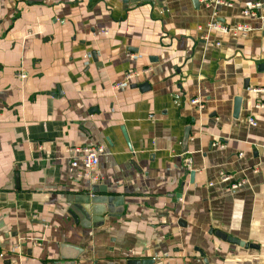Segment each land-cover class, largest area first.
<instances>
[{
  "label": "crops",
  "instance_id": "0c3cea01",
  "mask_svg": "<svg viewBox=\"0 0 264 264\" xmlns=\"http://www.w3.org/2000/svg\"><path fill=\"white\" fill-rule=\"evenodd\" d=\"M227 1L0 0V264H264V0ZM81 145L104 149L86 175ZM91 186L114 216L81 217Z\"/></svg>",
  "mask_w": 264,
  "mask_h": 264
},
{
  "label": "built area",
  "instance_id": "2783aa9c",
  "mask_svg": "<svg viewBox=\"0 0 264 264\" xmlns=\"http://www.w3.org/2000/svg\"><path fill=\"white\" fill-rule=\"evenodd\" d=\"M200 3L205 5L206 7L215 8L217 6H228L231 7V3L227 0H199ZM262 4L259 2H253L250 5H248L247 8L243 9L241 11V15L245 18H255L258 16L259 10L261 9ZM202 30V28H200ZM207 32H219L224 35H230L234 38H246L248 34L251 32L252 27L249 23L243 22V23H237L233 26H226L224 24H221L216 19V12H213V18L207 25ZM208 36H206L207 38ZM216 45H219L217 42ZM138 76V73L131 72L127 74L122 81V83H119L118 86H121L122 84L129 83L131 80ZM19 77L21 79H24L26 77L25 74H20ZM191 104L199 105V100L194 99L191 101ZM257 108H264V104H257ZM249 123L252 126H255L256 123L253 119H249ZM104 149L101 146H89V145H81V146H75L69 150V153L73 155L71 160V166L73 168L78 169L79 173L78 175L82 174H89L91 171H93L99 164V157L103 153ZM190 161H187L188 168L190 167ZM230 177L229 175L220 172L219 173V180L221 183H227L229 181ZM245 184V181H239L237 183H233L230 186L231 190L238 189L242 187ZM211 186L212 184L209 183Z\"/></svg>",
  "mask_w": 264,
  "mask_h": 264
},
{
  "label": "water",
  "instance_id": "95a60500",
  "mask_svg": "<svg viewBox=\"0 0 264 264\" xmlns=\"http://www.w3.org/2000/svg\"><path fill=\"white\" fill-rule=\"evenodd\" d=\"M194 7L197 9L199 7L198 0H191ZM124 3L128 2V0H123ZM93 59L95 60L94 54L92 53ZM257 70L259 72H264V63L259 64L257 66ZM132 89H138L140 92L144 93L150 89V86L147 82L141 83V84H133L130 86ZM247 88V83L245 84V89ZM240 99L236 98L235 100V115H237L239 111L240 106ZM189 131L190 128H186L184 131V137H183V152H186V146L189 138ZM98 190L96 186H91L90 190L82 193L78 196V208L80 210L81 217L85 218L86 220L91 219L92 222L96 223L102 220V216L104 214H107L109 217L114 216L115 213H117L118 210H115L116 207L119 206L120 198L116 196H109L104 194V190H99L100 193H98ZM217 234V233H216ZM219 237L227 239L230 242H233L235 244H239L241 246L247 245L246 243H243L241 241H238L236 239L227 237L226 235L222 233L217 234ZM82 250L80 248H77L75 246H71L68 244H61L60 245V259L63 261L62 264H73L77 257L81 254ZM135 264H151V260H142L139 262H135Z\"/></svg>",
  "mask_w": 264,
  "mask_h": 264
}]
</instances>
